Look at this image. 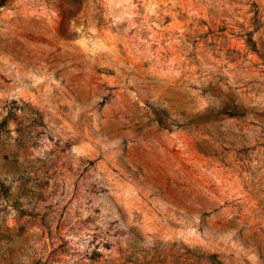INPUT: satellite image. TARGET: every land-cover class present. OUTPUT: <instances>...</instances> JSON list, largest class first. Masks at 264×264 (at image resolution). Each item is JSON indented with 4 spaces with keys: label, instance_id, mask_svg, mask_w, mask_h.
<instances>
[{
    "label": "rangeland",
    "instance_id": "1",
    "mask_svg": "<svg viewBox=\"0 0 264 264\" xmlns=\"http://www.w3.org/2000/svg\"><path fill=\"white\" fill-rule=\"evenodd\" d=\"M0 264H264V0H0Z\"/></svg>",
    "mask_w": 264,
    "mask_h": 264
}]
</instances>
